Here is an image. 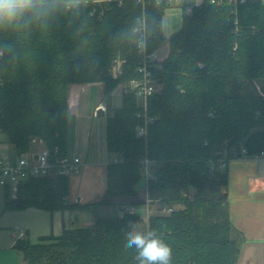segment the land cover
Here are the masks:
<instances>
[{
    "label": "trees",
    "instance_id": "16d2710c",
    "mask_svg": "<svg viewBox=\"0 0 264 264\" xmlns=\"http://www.w3.org/2000/svg\"><path fill=\"white\" fill-rule=\"evenodd\" d=\"M170 7L168 0H88L76 15L0 28V138L17 157L32 151L34 138L57 149L52 159L67 157L70 88L101 83L106 99L119 84L137 79L139 27L149 52L167 44L154 70L158 91L148 102L153 122L146 136H136L141 121L130 92L106 119L109 163L101 200L67 204L68 177L52 174L28 180L4 209L87 212L143 192L152 204L172 208L167 216L152 215L145 230H155L171 247V264H237L228 175L217 161L236 159L242 148L249 156L264 151V96L258 91L264 3L239 4L236 16L228 4L204 2L190 14L181 5V26L166 38L163 18ZM143 160L151 162L152 177L141 187ZM121 215L95 214L91 226H63L60 235L36 243L25 235L13 249L26 264H139L126 234L141 218Z\"/></svg>",
    "mask_w": 264,
    "mask_h": 264
},
{
    "label": "crops",
    "instance_id": "0c3cea01",
    "mask_svg": "<svg viewBox=\"0 0 264 264\" xmlns=\"http://www.w3.org/2000/svg\"><path fill=\"white\" fill-rule=\"evenodd\" d=\"M166 54L167 52L161 55L158 50L155 52L157 60L164 59ZM94 87H97V97L95 100L92 98L91 93ZM258 91L264 96V82L258 86ZM121 101V94L117 93V91L112 92L105 99L103 97L101 83L72 86L70 88L69 147L67 157H78L81 160V165L77 174L68 177L69 192L66 197L67 204H93L101 200L105 191L106 168L109 159H94L95 161L92 164H88L86 160L88 157H91L89 155V149H84V151L83 148L85 144L89 147L92 143L94 122L98 121L96 119L106 118L108 114L109 116L112 115L113 111L121 106ZM99 108L104 110L103 117L96 116ZM1 148L12 153L10 146L0 144V150ZM226 172L228 175L227 206L232 226V238L239 247L237 264H264V160L230 159L227 162ZM0 191L4 195V191L2 189ZM143 201L144 195L141 192L136 198L114 201L108 206H96L87 212L64 211L61 213L62 225L66 226L64 223V213H68L69 225H73L79 221H85L89 224L88 226L93 225L95 214L98 217L104 218L120 216L131 206H134L138 214L141 215L143 214ZM42 212L45 214L32 212L28 215L38 216L44 220L49 212ZM49 214L53 215V213ZM2 222L3 219L0 220V224ZM35 230L43 231L44 228L43 226L41 228L37 226ZM144 230H146V227ZM25 235L29 239V230L25 231ZM43 236L48 235L41 233L38 234L37 238ZM54 236H57V234ZM10 238L6 239L4 245H0V252L11 250L15 244V240L18 239L13 234L10 235ZM15 257L13 256L8 264H12L14 259L17 264H20L19 262L22 259L17 252ZM6 259V257H2L0 263ZM2 264H5V262Z\"/></svg>",
    "mask_w": 264,
    "mask_h": 264
},
{
    "label": "built area",
    "instance_id": "2783aa9c",
    "mask_svg": "<svg viewBox=\"0 0 264 264\" xmlns=\"http://www.w3.org/2000/svg\"><path fill=\"white\" fill-rule=\"evenodd\" d=\"M121 2L122 0H116ZM246 1H259V0H168L169 5L181 6L185 5V13L190 14L194 6H199L204 2L221 6L224 4L233 6V15L236 16V7ZM264 3V0H260ZM136 52L139 59V65L136 69L139 77L131 80L124 90L130 92L135 97L138 104L137 117L141 123L136 129V136L144 138L147 133V127L153 122V117L148 113V102L150 97L158 91V85L154 78V70L158 60L155 52H149L146 47V32L143 26L136 30ZM119 73V64L113 68L112 75L116 77ZM32 151L22 157H17L13 153L6 150L0 153V189L4 191L3 198L5 201H15L18 198L20 188L30 179L44 178L52 174L58 176L69 177L75 175L79 171L81 160L78 157L52 159L54 154L57 153L55 148L51 152L42 141L32 140ZM237 158L264 160V151L249 156L247 151L242 148L237 153ZM36 156V158H34ZM226 159H219L218 165L224 169L227 166ZM214 162H210L211 170L215 167ZM151 162L143 160L141 162V175L145 186L151 179ZM145 226H148V220L152 215L160 214L167 216L172 212L170 207H162L152 204L150 200L145 197L142 203ZM129 214H138L136 208L131 206L126 210ZM1 216V212H0ZM122 216V215H121ZM141 217V215H140ZM25 237V233H21L18 239ZM26 264V263H25Z\"/></svg>",
    "mask_w": 264,
    "mask_h": 264
},
{
    "label": "rangeland",
    "instance_id": "374dc122",
    "mask_svg": "<svg viewBox=\"0 0 264 264\" xmlns=\"http://www.w3.org/2000/svg\"><path fill=\"white\" fill-rule=\"evenodd\" d=\"M181 15H182V8L180 6H173L168 8L165 11V15L163 18V32L164 36L168 38L172 33L177 31L180 26H181ZM158 52L162 55L163 53L167 52V44L164 43L159 49ZM126 88V85L119 84L115 90L117 93L121 94V99L122 95ZM127 92V91H126ZM92 93V98L95 100L97 97V87H94L91 91ZM109 117V114L107 115ZM106 117V118H107ZM97 118V117H95ZM106 118H98L96 122H94L93 126V134H92V143L89 147L88 145H84V149H89V155L91 157H88L86 160V163L92 164L95 160H105L109 159L108 154L106 153L105 150V131H106V125H105V119ZM33 140V139H32ZM36 141H42L38 138H34ZM32 142V141H31ZM43 142V141H42ZM0 144H1V138H0ZM32 144V143H31ZM5 151L4 148H1L0 153ZM85 151V150H84ZM140 186L144 187V182H140ZM4 198L3 195L0 191V220L3 219L2 224H0V245H4L6 242V239H11L10 235H16V238H19L21 233H25V231L29 230L30 235L29 240L31 243H36L37 242V236L38 234L45 233L46 235H60L62 231V216L61 213L63 212H53L52 214L47 215L44 220H42L38 216L34 215H28L30 213L34 212H39L38 214H45L42 211H38L37 209H32L30 210L26 209L23 211H5L4 209ZM99 213V212H98ZM52 215V216H51ZM140 216V215H139ZM141 222L137 224H133L134 228L138 231H143L145 232V221H144V213L141 214ZM42 221V224H41ZM69 220H68V213H64V223L66 227H69ZM74 226L77 227H86L89 224H87L85 221H79L77 223L73 224ZM39 226L40 228L43 226L44 230L41 232L40 230H35V228ZM5 239V240H4ZM13 256H16V251L11 248L9 251H3L0 252V259L2 257H6L7 259L2 261L0 264L4 263L8 264L13 258ZM16 258V257H15ZM20 264H25L23 261L20 260ZM12 264H17V262L14 261Z\"/></svg>",
    "mask_w": 264,
    "mask_h": 264
},
{
    "label": "clouds",
    "instance_id": "9594fccd",
    "mask_svg": "<svg viewBox=\"0 0 264 264\" xmlns=\"http://www.w3.org/2000/svg\"><path fill=\"white\" fill-rule=\"evenodd\" d=\"M88 0H0V28L31 25L57 15H76ZM126 247L135 249L139 264H171L172 249L155 230L135 228L126 234Z\"/></svg>",
    "mask_w": 264,
    "mask_h": 264
},
{
    "label": "water",
    "instance_id": "95a60500",
    "mask_svg": "<svg viewBox=\"0 0 264 264\" xmlns=\"http://www.w3.org/2000/svg\"><path fill=\"white\" fill-rule=\"evenodd\" d=\"M97 117H103L104 116V110L102 108H99L96 112ZM36 158V156L34 157Z\"/></svg>",
    "mask_w": 264,
    "mask_h": 264
}]
</instances>
